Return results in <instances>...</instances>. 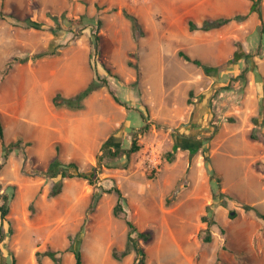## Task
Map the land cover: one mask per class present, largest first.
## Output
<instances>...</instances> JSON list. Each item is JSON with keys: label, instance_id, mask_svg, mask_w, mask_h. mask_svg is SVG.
I'll use <instances>...</instances> for the list:
<instances>
[{"label": "rangeland", "instance_id": "obj_1", "mask_svg": "<svg viewBox=\"0 0 264 264\" xmlns=\"http://www.w3.org/2000/svg\"><path fill=\"white\" fill-rule=\"evenodd\" d=\"M220 1L227 15L249 12V0ZM215 4L216 0H0V10L14 16H0V96L11 72L19 75L12 80L18 86L21 74L39 59L59 71L61 82L69 73H83L85 61L89 77L105 80L100 89L123 103H118L123 121L101 147L129 149L133 135L139 146L116 157L102 154L99 162V150L83 159L47 158L46 150L38 151L40 158L32 157L24 149L28 142L19 136L11 139L9 143L22 148L13 147L5 160L0 155V194H7L10 222L0 221L5 234L0 264H10L11 255L16 264H37L35 252L47 247L59 251L61 264H74L67 250L70 244L80 249L82 264H132L133 251L119 262L111 256L113 247L118 253L125 245L126 219L151 233L148 241H140L148 264H264V218L253 209L264 214V35L252 12L219 29L189 31L188 18L200 24L206 16L221 14ZM124 11L138 18L141 31L133 32ZM261 11L264 18V0ZM25 18L43 27L25 28L19 21ZM179 49L219 70L205 74L179 57ZM234 51L249 56L226 64L222 59ZM14 58L17 61L2 78ZM22 58L27 59L19 61ZM243 69L244 76L231 81ZM113 100L107 106L96 101L97 115L114 116L118 106ZM9 121L6 139L22 122ZM71 163L84 175L94 172L93 184L82 177L65 178L62 191L48 198L60 179L52 173ZM110 187L119 188L124 198V212L117 217L111 212L116 193L104 192ZM202 215L218 223L209 228L210 242L201 240L207 233ZM41 264L53 262L44 256Z\"/></svg>", "mask_w": 264, "mask_h": 264}, {"label": "crops", "instance_id": "obj_2", "mask_svg": "<svg viewBox=\"0 0 264 264\" xmlns=\"http://www.w3.org/2000/svg\"><path fill=\"white\" fill-rule=\"evenodd\" d=\"M215 5V8L220 10V15H227L225 3L216 0ZM83 52L85 51H80L81 54ZM231 56L232 53L229 52L228 56L222 60H227ZM80 59L84 61L85 58L80 55ZM46 72L47 75H45ZM10 74L9 79L4 82L0 96L4 132L7 122L12 123L9 120L20 118L22 122H20L21 128L14 131L10 139H6V136L5 139L9 142L18 136L21 137L29 143L24 149L32 157L40 158L38 151L44 152L46 150L47 155L49 154L47 158H51L55 156L56 147H58V155L63 158H92L102 143L120 127L123 121V108L100 88L84 100L82 109L70 110L52 105L51 97L56 90L63 89L64 92L60 91L64 95H70L84 87L91 79L85 61L83 73H69L66 81L62 82L58 75L59 71H54L51 67L45 66L41 59L37 60L26 73L21 74L18 86L12 85V80L18 74L16 72ZM48 77L51 79L45 83ZM110 99L118 106L114 110V116L106 114L103 118V116L97 115L93 108L94 103L100 101L102 106H107ZM9 126L11 127L12 124ZM18 147L22 148V145ZM1 153L0 147V155Z\"/></svg>", "mask_w": 264, "mask_h": 264}, {"label": "trees", "instance_id": "obj_3", "mask_svg": "<svg viewBox=\"0 0 264 264\" xmlns=\"http://www.w3.org/2000/svg\"><path fill=\"white\" fill-rule=\"evenodd\" d=\"M251 2L250 7H249V12L248 13H234L232 15H218L216 17H211V16H206L205 18L202 19V21L200 22V24H198L196 21H194L192 18H188L187 20V27L189 31H194V30H200V31H209L211 29H219L222 26L228 24L231 21H243L245 19H247L248 15L250 12H255L257 14V27H258V31L264 35V18L262 15V11H261V3L263 0H249ZM3 6V2H1V7ZM124 15L130 20L131 22V27L133 32L136 31H141V24L139 23L138 18L133 14V13H128L126 11H124ZM0 16L1 17H5V16H9L14 18V16L12 15H6L2 10H0ZM49 16L53 19V20H57V17L55 15H51L49 14ZM16 19V18H15ZM22 22L23 27L25 28H33V29H41L43 27V24L41 22H38L36 20H32L30 18H25L23 20H19ZM98 23L100 22V20L97 21ZM96 38V48H95V52L96 54L98 53V49H99V36H95ZM177 55L181 58H183L185 61L193 63L194 65L200 67L203 72L205 74H212L216 71L219 70V66L218 65H208L206 64L204 61H202L200 58L198 57H192L190 56L187 52H185L182 49H179L177 51ZM249 54L246 52H240V51H234L231 58L226 60V64L227 63H234L237 62L239 59L241 58H246L248 57ZM27 58H22L19 61H25ZM17 61V58H14L12 61L8 62L6 68L3 70L2 72V78L9 72V70L12 68L13 63ZM130 64V63H129ZM135 68L137 69V73H138V67L135 66ZM246 69H243V71L236 76L235 78H232L231 81H234L236 78L238 77H243L244 73H245ZM105 84V80H100L98 77H92L87 84L82 87L81 89H79L78 91H76L75 93H72L70 95H64L60 90H56L55 93L53 94V96L51 97V103L54 107H64L70 110H78V109H82L84 107V100L89 97L94 91L98 90L99 88H101L103 85ZM230 84H227L226 86H224V88H229ZM112 97L114 99L115 102L119 103V104H123L120 102L119 98L117 96H115L114 93H112ZM252 137V136H251ZM19 142V140H18ZM19 144H17L16 142H7L5 139V132H4V125L0 116V147L2 150V158L5 160L7 159L9 152L13 149V147H18ZM177 148V145H173L172 146V151L168 152L167 154V159H171L172 155H173V151ZM139 150V146L137 144V136L133 135L132 139H131V146L129 149H119V148H104L101 147L99 149V151L97 152L98 154H96V158L97 161H101V155H108L111 157H116L119 154H129L131 152H135ZM195 150L192 149L191 152H194ZM55 156H58V147H56V154ZM58 162V159L55 158V163ZM2 162H0V168L2 167ZM59 165V164H58ZM72 169H74L75 171H73ZM57 174L60 175V179L59 181L48 191L47 193V197L48 198H53L56 197L63 189V185H64V179L65 178H70V177H82L84 179H88V181L93 184L92 181V176L94 175V172H92L90 175H84L81 172L77 171V166L75 164H69L67 169H59L58 171L56 170L55 172L52 173V176H56ZM104 192H115L117 195V199L116 202L114 203V205L112 206V215L117 217L120 216L121 214H123L124 210H123V206H122V200L124 199L122 196V193L120 191L119 188L117 187H110L107 189H104ZM0 198L2 199V203L0 204V221L1 223H3L4 221H7V214L9 212V206H8V199H7V194L6 193H1L0 194ZM93 205L89 206V210L93 209ZM244 208L246 210H248L250 208V206L245 205ZM255 213L264 218V214L261 213L258 209L253 208ZM233 217V216H230ZM201 220L203 222H206L207 224V228H206V235L201 237V240L203 242H210L212 239V235L211 232L209 230L210 226L212 224H217L218 223L208 217V216H201ZM10 222H8L9 224ZM125 224L127 227V232H126V242L125 245L123 247V249L119 250V252L117 253V249L115 247H113L112 251H111V256L113 259H115L116 261H121L126 255H128L129 253H131L132 251L135 254V258L132 264H148L147 263V253L145 251V249L143 248L142 244L140 243V241L146 242L150 239L151 237V233L149 231H140L138 230V228L136 227V225L130 220V219H126L125 220ZM9 232H11V229H9ZM133 233H135V236H133ZM5 238V234L2 230V228L0 227V244L2 243V241ZM68 251H71L74 257V264H82V255H81V251L78 247H73L71 244L67 247ZM57 253H59L58 250H53L50 247H47L44 251L40 252V251H36L35 252V260L37 264H41V260L44 256H47L51 259V261L53 262V264H61L60 263V257L57 255ZM10 264H16V258L14 255H11V262Z\"/></svg>", "mask_w": 264, "mask_h": 264}, {"label": "water", "instance_id": "obj_4", "mask_svg": "<svg viewBox=\"0 0 264 264\" xmlns=\"http://www.w3.org/2000/svg\"><path fill=\"white\" fill-rule=\"evenodd\" d=\"M233 214H234V211H231V212H230V215H233Z\"/></svg>", "mask_w": 264, "mask_h": 264}, {"label": "built area", "instance_id": "obj_5", "mask_svg": "<svg viewBox=\"0 0 264 264\" xmlns=\"http://www.w3.org/2000/svg\"><path fill=\"white\" fill-rule=\"evenodd\" d=\"M153 165H156V164H153Z\"/></svg>", "mask_w": 264, "mask_h": 264}]
</instances>
